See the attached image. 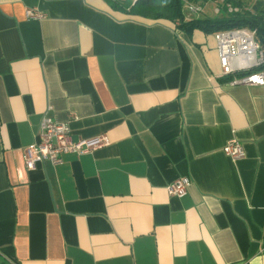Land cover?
I'll use <instances>...</instances> for the list:
<instances>
[{"label": "crops", "instance_id": "obj_1", "mask_svg": "<svg viewBox=\"0 0 264 264\" xmlns=\"http://www.w3.org/2000/svg\"><path fill=\"white\" fill-rule=\"evenodd\" d=\"M112 1L0 0V264H264V85L220 76L214 33ZM206 1L186 19L228 14ZM43 115L107 143L28 170Z\"/></svg>", "mask_w": 264, "mask_h": 264}, {"label": "built area", "instance_id": "obj_2", "mask_svg": "<svg viewBox=\"0 0 264 264\" xmlns=\"http://www.w3.org/2000/svg\"><path fill=\"white\" fill-rule=\"evenodd\" d=\"M185 15L194 16L203 11V5L195 0H180ZM223 2V0H218ZM227 11L237 12L238 9L227 4ZM220 8L215 6L214 12ZM29 19H39L42 13L27 9ZM221 77L231 76L230 85H264V48L256 39V29L233 28L214 32ZM104 136L73 139L68 121H58L43 115L35 135V141L24 150L23 162L26 169L31 170L37 162L49 161L52 165L62 162L65 154L81 155L106 145ZM231 159L244 156L240 141L231 139L222 148ZM191 180L189 177H177L166 185L169 195L182 197L186 194ZM1 258V257H0Z\"/></svg>", "mask_w": 264, "mask_h": 264}, {"label": "trees", "instance_id": "obj_3", "mask_svg": "<svg viewBox=\"0 0 264 264\" xmlns=\"http://www.w3.org/2000/svg\"><path fill=\"white\" fill-rule=\"evenodd\" d=\"M117 1H112L116 7ZM116 3V4H115ZM128 5V11L133 14L142 15L153 19H167L176 23L178 30L192 34L194 30L211 34L219 30L233 28L256 29V39L264 48V3H257L252 11L232 12L222 17L186 19L182 12L180 0H135L133 4L124 1ZM231 79V76L224 77V80Z\"/></svg>", "mask_w": 264, "mask_h": 264}, {"label": "rangeland", "instance_id": "obj_4", "mask_svg": "<svg viewBox=\"0 0 264 264\" xmlns=\"http://www.w3.org/2000/svg\"><path fill=\"white\" fill-rule=\"evenodd\" d=\"M218 0H207L206 3H204V9L206 12L211 13V9L214 5H216L217 7H220V5L218 3H216ZM230 1V5L237 10V12H242V11H252L253 10V6L257 3H263L261 0H229ZM229 13V12H228ZM231 13V12H230ZM200 17H203L205 15L203 14H197ZM195 16V15H194ZM197 16V17H198ZM211 39V37H210Z\"/></svg>", "mask_w": 264, "mask_h": 264}]
</instances>
